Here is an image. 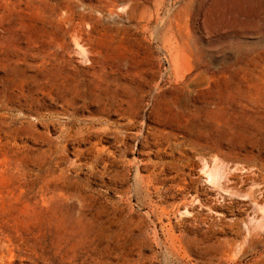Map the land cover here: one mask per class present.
I'll use <instances>...</instances> for the list:
<instances>
[{"label": "rangeland", "instance_id": "obj_1", "mask_svg": "<svg viewBox=\"0 0 264 264\" xmlns=\"http://www.w3.org/2000/svg\"><path fill=\"white\" fill-rule=\"evenodd\" d=\"M264 264V0H0V264Z\"/></svg>", "mask_w": 264, "mask_h": 264}, {"label": "bare ground", "instance_id": "obj_2", "mask_svg": "<svg viewBox=\"0 0 264 264\" xmlns=\"http://www.w3.org/2000/svg\"><path fill=\"white\" fill-rule=\"evenodd\" d=\"M9 264V263H8ZM12 264V263H11Z\"/></svg>", "mask_w": 264, "mask_h": 264}]
</instances>
